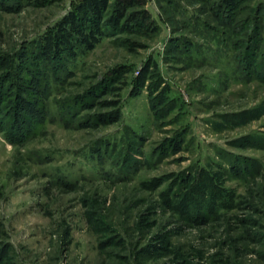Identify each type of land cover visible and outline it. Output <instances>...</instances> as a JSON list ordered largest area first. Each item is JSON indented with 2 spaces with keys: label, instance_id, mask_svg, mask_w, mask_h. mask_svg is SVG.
<instances>
[{
  "label": "rangeland",
  "instance_id": "374dc122",
  "mask_svg": "<svg viewBox=\"0 0 264 264\" xmlns=\"http://www.w3.org/2000/svg\"><path fill=\"white\" fill-rule=\"evenodd\" d=\"M79 2L0 0V264H264V0L46 56Z\"/></svg>",
  "mask_w": 264,
  "mask_h": 264
},
{
  "label": "trees",
  "instance_id": "16d2710c",
  "mask_svg": "<svg viewBox=\"0 0 264 264\" xmlns=\"http://www.w3.org/2000/svg\"><path fill=\"white\" fill-rule=\"evenodd\" d=\"M219 1L231 7L233 18L240 0ZM147 3L148 0H80L50 34L43 36L39 48L46 56L74 57L75 48L89 51L111 31L149 32L155 24L145 8ZM4 64L11 68V63Z\"/></svg>",
  "mask_w": 264,
  "mask_h": 264
}]
</instances>
